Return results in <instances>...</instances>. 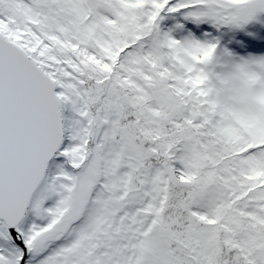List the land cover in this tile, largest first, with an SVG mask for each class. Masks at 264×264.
<instances>
[{
  "label": "snow or ice",
  "instance_id": "obj_1",
  "mask_svg": "<svg viewBox=\"0 0 264 264\" xmlns=\"http://www.w3.org/2000/svg\"><path fill=\"white\" fill-rule=\"evenodd\" d=\"M0 264H264V0H0Z\"/></svg>",
  "mask_w": 264,
  "mask_h": 264
}]
</instances>
